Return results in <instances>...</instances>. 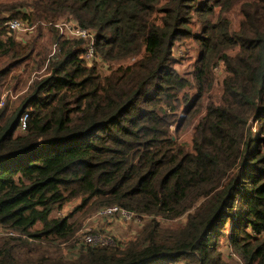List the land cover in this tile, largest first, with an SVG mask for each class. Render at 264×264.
I'll return each instance as SVG.
<instances>
[{
    "label": "trees",
    "instance_id": "1",
    "mask_svg": "<svg viewBox=\"0 0 264 264\" xmlns=\"http://www.w3.org/2000/svg\"><path fill=\"white\" fill-rule=\"evenodd\" d=\"M12 19L32 31L8 33ZM68 20L95 33L108 73L59 36L53 25ZM184 39L199 53L181 73L172 54ZM24 75L0 108V226L18 234L0 238V264H228V221L242 263L264 264V0L0 4V92ZM74 201L72 212L118 206L148 221L123 246L70 258V218L52 214Z\"/></svg>",
    "mask_w": 264,
    "mask_h": 264
},
{
    "label": "rangeland",
    "instance_id": "2",
    "mask_svg": "<svg viewBox=\"0 0 264 264\" xmlns=\"http://www.w3.org/2000/svg\"><path fill=\"white\" fill-rule=\"evenodd\" d=\"M14 0H0V4H6V3H12ZM16 1V0H15ZM1 16H8L7 13L3 12ZM228 18L230 19L232 23V28L236 29L238 27L239 21L241 20L240 15L236 10H233L229 13ZM193 20H196L194 17ZM192 31L199 32L197 26L192 27ZM55 47H53L54 50ZM56 49V48H55ZM173 58H175L177 61V64L175 65L176 69L179 70V72L183 73L185 71L191 70L192 65H194V62L197 59L199 48L198 45L192 40V39H184L181 41H178L173 48ZM131 61H134L132 59ZM223 78V73L215 74L214 75V92L218 93L220 90V84ZM27 79V76L24 75L22 78L23 82H20L17 86L15 91L6 90L2 91L1 93L7 94V96H10V98H15L16 94H19L21 92H18V90L23 86L24 81ZM25 89V88H24ZM12 96V97H11ZM11 99V100H12ZM21 132V131H19ZM180 140L184 143H186L188 146L190 145V130L184 131L180 136ZM77 201L72 202V205L68 207L64 212L69 216V224H71L74 228V234L73 237L68 244V246L63 245L62 248V254L64 256L67 255V257H70L71 255H75L78 252L81 251V248L79 247V243L81 240V236L83 233L84 228L91 229L92 233L97 236H103L110 239H113L114 241L119 242V245H124L125 243H128L130 241H133L136 239L137 235L140 233L142 226L144 225L145 221H148V218L145 220L142 219H136L131 222H123L120 219H113V220H101V219H94L96 218V212H87L86 209H83L81 211L72 212L73 209L78 205V203H75ZM160 221V220H159ZM186 221V217L183 216L175 221L171 222H161V225L165 228H168L170 226H179V224H183ZM36 228H38V225H36ZM225 234L220 235L219 237V246L218 251L220 252V257L223 261H225L228 264H243L240 257L235 253L232 248H230V242H229V236H230V222L228 221L225 224ZM74 252L75 254H72L71 252ZM71 258V257H70ZM174 264H190L187 259H180Z\"/></svg>",
    "mask_w": 264,
    "mask_h": 264
},
{
    "label": "built area",
    "instance_id": "3",
    "mask_svg": "<svg viewBox=\"0 0 264 264\" xmlns=\"http://www.w3.org/2000/svg\"><path fill=\"white\" fill-rule=\"evenodd\" d=\"M8 33L15 32L17 35L28 34L32 31L33 27L27 22L19 19H12L5 23ZM57 30L60 37L64 39H75L81 40L84 42L82 52L80 54V59L85 62L88 67L96 65L97 68L103 73H108L109 64L100 59V56L97 54L95 49V33L86 28L80 27L75 21L68 20L63 22H58L53 25ZM56 49L54 48L52 57L55 56ZM174 52V51H173ZM7 94L0 92V108L5 104ZM12 97V96H11ZM26 119L27 114H24L20 119L19 131L24 132L26 129ZM67 205V204H66ZM65 206V205H64ZM63 206V207H64ZM63 207L59 210H55V218L66 217ZM66 210V209H65ZM96 218L101 220H113L120 219L123 222H131L136 219L145 220L143 217H138L134 213L126 211L118 206L105 207L96 212ZM83 233L79 243L81 249L86 248H104V247H114L119 245V242L114 241L113 239L97 236L92 233L91 229L84 228L82 229ZM18 234L12 230L4 229L0 226V238L2 237H15Z\"/></svg>",
    "mask_w": 264,
    "mask_h": 264
},
{
    "label": "crops",
    "instance_id": "4",
    "mask_svg": "<svg viewBox=\"0 0 264 264\" xmlns=\"http://www.w3.org/2000/svg\"><path fill=\"white\" fill-rule=\"evenodd\" d=\"M175 68H176V67H175ZM75 203H78V202H75ZM71 205H72V202L69 203V204H67V205H65V206L63 207L64 211H65V209H67V208L70 207ZM52 215L55 217V212H53Z\"/></svg>",
    "mask_w": 264,
    "mask_h": 264
}]
</instances>
